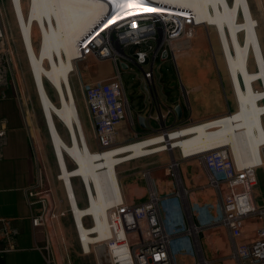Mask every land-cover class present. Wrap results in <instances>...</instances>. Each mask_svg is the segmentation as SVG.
I'll use <instances>...</instances> for the list:
<instances>
[{
  "label": "crops",
  "instance_id": "crops-1",
  "mask_svg": "<svg viewBox=\"0 0 264 264\" xmlns=\"http://www.w3.org/2000/svg\"><path fill=\"white\" fill-rule=\"evenodd\" d=\"M48 1L49 6L50 3L51 5H57V3L53 0L52 2L51 0ZM87 1L90 3L91 0ZM36 2L39 3L40 6H38ZM250 2L253 11L255 12L256 10L258 12V16L262 18L264 23V0H250ZM41 3V0H29L28 12L25 14L27 20H30L32 26H34L35 23L40 24L38 29L41 28L39 30L41 36V47L39 51H35V53L42 56V58L49 57L50 55L54 57L55 54L56 56L58 54L62 55L64 51V44L66 46H71L73 49L76 40L81 35L76 37L71 30L66 28L67 22H65V20L69 17L66 12V16L62 17L66 28V30L65 28L63 30L66 34V42L63 39V45H61L60 42L58 43L59 38L57 37L56 41L55 34L52 35V32L48 30V27L52 28V18L50 16V12L46 11L48 5L42 7L43 5ZM90 4L94 6L93 3ZM251 7L249 6L252 11ZM69 12L74 13V11ZM97 16L93 18V23ZM258 26L259 21L257 19H251L250 23H246V38L244 41H247V38L250 37V41L259 44V56H261L264 65V32H261L260 38ZM88 27H91V25ZM88 27H84L85 30L88 29ZM27 28L28 26H26V29ZM50 34L54 38H50ZM189 35L191 37L192 44L198 40L200 41V48L206 46L204 45L205 39L203 40V36H201L202 31H200L199 28L192 29L189 32ZM238 38L240 39L236 33L235 40L233 39V42H236V48L239 49ZM252 49L253 52L248 56L247 63L246 61L241 63L240 66L244 67L245 70L241 68V70L237 71V79L239 75L247 76V65L248 70L254 72L263 70L260 65H258L255 48L252 47ZM6 54L8 55V53ZM236 55L239 57L237 53ZM7 60L8 57L7 59L5 57L0 59L3 63V68H0V75H5L6 72L8 76L6 78L0 77V130L2 128L5 132L4 135L0 136V264H78L75 259L65 255L63 250L56 246V242L53 244V247L48 250L49 248L47 249L46 246L49 247L51 237L53 234H57V232H54V228H51L50 226L39 227L33 222V217L36 216L40 210L38 205L31 204V197L28 193L35 174L32 144L33 131L30 124L32 116H30L29 113L30 107L27 99L25 98L26 96H24L20 79L18 80L19 70L15 67L13 68ZM86 60V63L77 66L78 80L77 83L73 85V88L78 101L81 116L84 117L86 124L89 126L90 131H92L81 94L80 81L88 82L91 80H109L116 76L117 66L115 62L111 60L114 63V72H110L109 68L101 66L104 61L95 62L92 59ZM252 60L255 63L256 69H251ZM67 62V65L70 66L71 62L68 60ZM78 62H76V65ZM171 65V69H173L174 66L176 68L175 60H169L164 64V66L159 68V70H163L160 86L162 90V102L166 105V107L169 106L176 108L177 105L182 106L183 115L179 117L177 113V123L182 125H186L191 122L198 123L197 121L199 120L223 114L224 105L222 104V100H218V88L214 84L205 87L204 81H200V83H197L194 87H192L193 85L189 82V77H187L186 86L191 85L187 88L183 83L180 71L171 70ZM81 67L83 70H81ZM51 69V78H53V75L56 74L61 75L62 71L58 65L51 67ZM230 72L232 86L236 85L239 89L243 84L242 83L240 86L242 78L239 77V83L237 80L238 84H235L232 76V66ZM174 74L177 75V80H175L177 87H175L171 82ZM35 77L36 73L33 72L35 87L38 91L37 93L39 94V97H41L39 93L41 89L38 88ZM2 78L3 80H1ZM258 79L259 78L255 79L256 81L254 82L253 94L258 101L264 103L263 83H260V89L255 88ZM52 84L56 87V91L64 98L65 92L63 88H61L62 83L52 82ZM46 87L47 85L45 84V88ZM244 87L247 88V85ZM190 90H192L196 96L192 100L189 95ZM241 90L242 89H240V106L234 113L248 114L247 130L249 128V131H247V152L245 151L242 143H240L242 146L241 149L237 148L239 142L237 144L236 140L239 141L240 136L233 137L234 134L232 135V128L230 126L233 121L228 116L227 119L224 120L213 121L218 118L216 117L214 119H210L212 122L205 124L198 123L197 125L195 124V126L197 127V135L201 146L205 150L226 144L229 146L233 145L236 150H240L239 153L241 155H245V158L238 161V165L261 163L260 166L263 167L259 168L260 172H258V183L255 187L254 196L259 204H263L264 156L262 148L264 147V122H262V115H264V104L258 102L253 109L249 108L250 104L247 103V100L243 103L242 95L245 97V94H242ZM126 91L133 114H137L135 118L137 120L134 125H130L129 121H125L121 125L117 136V143L133 142L136 139V134H139L138 138L141 140L142 138L150 136L153 132V128L156 127V122H153L154 120L149 121L148 118L152 113L156 115V110L154 109L155 106L153 105V102L146 94V90L143 92L141 88L135 89L134 85L131 88V91H129V88L126 85ZM176 91L178 94L175 97L174 92ZM180 91L182 94H180ZM242 91L245 92L244 90ZM135 99L140 102L137 106H135L133 102ZM194 103L197 105L195 108ZM51 106L53 107V110L60 108L63 109V104H60V106L52 104ZM69 110L72 115L73 110L71 108H69ZM48 114L49 113L47 112L43 113L46 126L49 128L48 133L54 156L59 167L58 177H61L66 174V171L71 172L73 168H75H70L68 162H59V154L64 150L67 153V148L73 146L74 136L76 135L75 129L72 120L70 124L67 122L63 124L64 126H67L66 128L69 135V140H65L59 130V119L55 122L57 131H53L48 124ZM141 116L145 118L146 127H143L139 122V118ZM242 119L246 121L245 116L243 115L241 117V120ZM127 125H129L134 131L133 135L129 130H126ZM227 126H230L228 130L226 129ZM181 132L183 134L180 135L185 136L184 140H187L188 147L181 146L179 149L180 154L182 153L185 156L196 154V149L192 141L193 139L191 140V136L189 137L186 128ZM92 134L94 136L93 131ZM171 135L173 137V133H171ZM224 139L227 141H224ZM151 142L148 144H151ZM89 143L90 147L98 144V142L95 144L90 141ZM185 146H187L186 141ZM143 147L145 154L147 155L146 143L144 141ZM132 148L136 153L133 145ZM232 152L234 155L233 150ZM235 160L237 161L236 158ZM178 162V170H176L177 176L172 175L174 162H160L158 158H143L135 162H125L126 164H122L118 168L119 181L114 180L110 170L105 172V174L101 173L99 175H97L95 170H92L91 173L95 177L96 192L99 196L97 203L94 205V207H98L95 210L96 227L103 228L104 223L105 226H107V221L102 220L100 215H98V212L107 209H102L104 207L101 206L104 205L107 207L109 203H116L117 198L120 195L119 186H117L116 183L120 182L122 194L128 203L141 202L147 199L152 193L156 194L160 198V208L163 220L168 232L173 236L172 252L175 264H199L200 262V257L195 245V238L191 234L187 233V230L191 228V226H194L199 233L202 257L205 259L206 264H238L237 259L234 257L235 248L231 240L229 230L221 222V198L227 194V186L222 184L220 188H217L212 185L207 171L195 158L182 159ZM108 163L111 164L109 158ZM107 167L110 168L108 164ZM77 172L79 174H83L82 168H78ZM74 178L81 179V176H74ZM79 204H81L80 201ZM259 225V222L250 219L243 221V230L245 235L236 243L237 250L240 255L245 253L247 245L255 239V231ZM82 237L83 239L82 241L80 240V242H82L85 251L89 252V250H92V247L88 244V242L92 240V237L87 236L91 238L88 239L85 237V234ZM47 257L50 258L47 259ZM96 264H98V261Z\"/></svg>",
  "mask_w": 264,
  "mask_h": 264
},
{
  "label": "built area",
  "instance_id": "built-area-1",
  "mask_svg": "<svg viewBox=\"0 0 264 264\" xmlns=\"http://www.w3.org/2000/svg\"><path fill=\"white\" fill-rule=\"evenodd\" d=\"M139 6L131 12L138 11ZM107 11L105 21L112 15L111 20H117L114 14L118 10L111 8ZM104 20L99 21L79 40V56L75 59V62L86 59L95 62L112 60L117 66L116 76L109 80L80 81L88 119L99 148L104 150L114 147L121 125L125 121L134 125L137 120V114H133L129 103L125 74H129L132 80L137 79L144 83L146 94L155 106L156 115L152 113L148 117L149 121L156 122L151 135L165 137L173 130L198 124L177 123L175 107H166L162 102L160 81L163 70L159 68L167 61L175 60L177 50L191 46L189 32L192 29L206 25L197 22L190 11L181 10V14L124 18L95 38L104 27ZM1 38L4 41L0 32ZM7 57L10 60L8 55ZM4 134V129L1 128L0 136ZM138 136L139 134L135 135L134 141L140 140ZM189 158H195L203 165L212 185L220 188L225 184L228 188L227 194L221 198V222L229 230L235 248L234 257L238 264H264V203L259 204L254 196L258 169L263 166L240 167L230 155L218 150L184 156L181 159ZM173 168L172 175L177 176L175 165ZM28 193L31 204L38 205L40 210L33 217L36 226L45 227L49 219L65 215V212L60 213L49 206V201L55 194L51 188L45 187V184H39L35 189L30 188ZM66 196L68 200V193ZM54 201L57 204L64 202L63 199L55 198ZM106 218L109 232L104 238L98 231L89 229L95 224L91 215L84 216L81 225L75 223L78 237L81 236L82 229L87 235L96 238L95 242L90 243L92 250L89 252L85 251L80 242L84 254L95 253V246L106 244L112 264H175L172 252L173 236L167 230L160 208V198L156 194L152 193L141 202L128 203L121 190L116 203L107 209ZM247 219L259 222L260 225L256 228L255 239L247 245L245 253L240 255L236 243L245 235L243 221ZM187 233L195 238L198 255H202L199 252L200 242L196 228L191 226ZM199 264H206L203 257L200 258Z\"/></svg>",
  "mask_w": 264,
  "mask_h": 264
},
{
  "label": "rangeland",
  "instance_id": "rangeland-1",
  "mask_svg": "<svg viewBox=\"0 0 264 264\" xmlns=\"http://www.w3.org/2000/svg\"><path fill=\"white\" fill-rule=\"evenodd\" d=\"M166 1L174 3V4H178L183 7L190 8L192 13L195 15L196 20H198L199 22H204L207 25V26H202L199 28V30L202 31L201 36H203V40L205 39L204 45L206 46L203 48H200L199 47L200 41L197 40L195 43L193 42V44H191V46H189L188 48H183L179 51L177 50L175 52L176 68L174 66L173 69H171L172 65L170 67L171 70L180 71V74H181V77H182V80L185 86L187 85V77H189V82L192 83L193 85L192 87H194L197 83H200V81H204L205 87L211 84H214L218 88V91H217L218 100L219 99L222 100L223 103L222 102L221 103L224 105V108H223L224 112H222L223 114L218 115V116H212L210 118L199 120L197 122L199 124L200 122L202 124H205L208 122H212L210 119H214L220 116L219 118L213 120V121H219V120L227 119V116H228L233 121L232 124L230 125L232 128V135L234 134L233 137L240 136L239 141H238L239 144L237 148L241 149L242 146L240 145V143H242L243 147L245 148V151L247 152V138H248L247 131H249V128L247 130V115L248 114L247 113H243V114L234 113V112H236L240 106V89L245 91L243 92L241 90V93L245 94V97H243L242 95V98H243L242 100H243V103L245 102V100H247V103L250 104L249 108L253 109L254 106L257 105L258 102L264 104L263 102L258 101L255 95L253 94L254 82L256 81L255 79L259 78L257 80V85L255 87L256 89L261 88V85H260L261 82L264 85V65H263L261 56H259L260 46L259 44L254 43L253 41H250V37L247 38V41H244L246 38V31H245L246 29L245 20H247L246 16L248 15L250 17L249 19H257L259 21L258 32H259L260 38H261V32H264V23L262 21V18L258 16V12L256 10L255 12L254 11L252 12L250 10L249 3L247 2V0H246V3H248V7L243 6V4L239 2V0H224L223 1L225 4H227V9L229 12L228 15H230V17L228 16V18L230 20L226 17L220 18L219 13H221L223 10L222 9L223 2L221 0H204V12H201V11L195 12L193 9L195 5H193L191 2L189 5H186V3L179 2L176 0H166ZM214 2L216 3V5ZM23 3H24V11L27 14L29 0H23ZM90 3H95V2L91 0ZM55 13H56L55 14V17H56L58 12L55 10ZM65 13L61 12L63 16H66ZM50 16L53 19L51 21L52 28L48 27L49 28L48 30L52 32V35L55 34L56 41L58 37L59 38L58 43L60 42V44L63 45L62 44L63 39L66 42V34L62 29L63 27H62V22L60 21V17H58L57 19H54V16L52 15V13L50 14ZM61 20L63 21L62 18ZM248 23L250 22H247V24ZM39 30L40 29H38V26L35 24V28H34V45L35 46L34 48H35V51L37 52L39 51L41 47L40 46L41 36H40ZM0 32L2 34V37L4 38V41H2V38L0 39V59H2L3 57L7 59L6 57L7 55L5 54V52L8 53L11 66L19 70L18 80L20 79V83L23 88L24 96H26L25 98L27 99L29 107H30L29 113H30V116H32L31 118L32 120L30 121V124L32 126V131H33L32 132V136H33L32 144H33L35 174H34L33 182L31 184V188L35 189L39 184H45V187H49L54 191L55 200H58V199L64 200V202H59L58 204L57 202L54 201V198L49 201L50 202L49 206H52L53 209L59 211L60 213L65 212L64 216H59L58 218L53 219V220L49 219V222L47 223V226L54 228L55 230L54 232H57V234L55 235L53 234V236L51 237L49 241V249H51L53 247V244H55L56 242V246L62 249L65 255H68L70 256V258L75 259V261L78 264H96L97 259H96L95 253L84 254L82 252L81 243H80L78 232L75 226L74 217L71 211H69L70 205H69L68 200L66 199L67 198L66 190H65L63 181L58 179L59 167H58V164L54 156L50 136L48 133L49 128L48 126H46L44 115H43V113H46L47 110H49L47 109V107L53 108L51 106L52 104L53 105L56 104L59 106L61 104V100L58 95V92L56 91V87L52 84V82L57 83L56 79L57 80L60 79L61 81L59 80V83H62L61 88H63L64 90V87H63L64 76L63 75H64V72L69 67L67 65L68 62L66 58H64L60 54H58L57 56L55 54L54 57L50 55L49 57L42 58V56H39L37 55V53H35L34 61L37 62L39 65H36L34 67L35 69L31 71V67L29 64L28 56H27L28 54L25 51L26 46L25 44H23V41H22L20 26L17 22V17L15 15L11 0H0ZM236 33L240 37V39L238 38L239 49L236 48V42H233V39L235 40ZM46 42H49V41H46ZM252 47H254L256 50L255 55L258 58V61H257L258 65H260V67L263 70L254 72V71L248 70V65H247V76L239 75L237 79L236 73L238 70H241V68L244 69V67L240 65L242 62L244 63L245 61L247 63L248 56L253 52ZM236 53L239 55V57L236 55ZM7 61L9 62V59ZM86 61L87 60L78 62L76 67L79 66L80 64L86 63ZM57 65L60 67V70L62 71L61 75L56 74L57 76L53 75V78H51V70H52L51 67H55ZM113 65L114 63L111 60H107V61L102 62L101 66L105 68H109L110 72H114ZM231 66L233 68L232 76L234 78L233 80L234 83L238 84L239 77L242 78L240 86L242 83L243 84H242V87L239 86L240 87L239 89L236 85L232 86L231 84L232 82V80L230 79L231 78L230 76ZM0 68H3V63L1 61H0ZM251 69H256V66L253 60L251 61ZM81 70H83L82 67H81ZM33 72L36 73L35 80L38 85V88L41 89V91H39L41 97H39V94L37 93L38 91L36 90V87H35V83L33 79ZM71 76H72L71 77L72 85H74L75 83H77V80H78L77 71H74ZM2 77L3 78L8 77L7 73L5 72V75L2 74ZM3 78L1 80H3ZM124 78L126 81V85L129 88V91H131V88L135 85V89L141 88V90L145 92L146 89H145L143 82H139L137 79L135 80L130 79L129 74H125ZM175 80H177L176 74L173 75L171 82L172 84H174L175 87H177ZM237 80H238V83H237ZM45 84L47 85L46 88H45ZM245 85H247V88L244 87ZM190 86H186V87L188 88ZM189 93H190L189 95L191 97V100L196 97L195 93L192 90H190ZM177 94H178L177 91L174 92L175 97L177 96ZM180 94H182L181 91H180ZM133 102L135 106L140 104L139 100H136V99L133 100ZM219 105H216V106H219ZM196 106H197L196 103H194V108ZM242 115L245 116L246 121L244 119H242L243 121L241 120ZM263 116L264 115H262V122H264ZM82 119H83V124L86 129V133H87L89 141L91 143L96 144L97 141L95 140L92 134V131H90L89 126L86 124L83 116H82ZM58 124H59V130L62 136L64 137L65 140L68 141L69 135H68V131L66 128L67 126L66 125L64 126L63 125L64 123L60 120ZM230 126H227L226 129L228 130ZM185 128L190 137L192 134L191 128L190 127H185ZM185 128L172 132L173 137L171 136V140L174 144V150L172 151H162V150H165L162 148L165 144H156L158 142L156 138H159V137L150 135L145 138H142L143 141L146 143L147 155L153 154L158 151H162V152H159L153 155L144 156V157L135 159L134 161L131 160L129 162H135L143 158H158L160 162H170V161L174 162L175 160L181 161L182 160L181 155L183 156L184 154L181 153L180 155L179 149L181 146L188 147L187 140H184L185 136L180 135V134H183L181 131H183ZM126 130H129L132 133V135L134 134V131L131 129L129 125H127ZM190 138L192 140V136ZM185 141H186L187 146H185ZM224 141H227V140L224 139ZM149 142H151V144H148ZM118 143L115 146H119V145L126 144L129 142H122L119 144ZM221 146H227L231 149V152L232 150L234 151V156L237 159V161L235 160L236 164L238 163V161H241V159L245 158V155H241L239 153L240 150H236L233 145H231L232 147L229 146L228 144L221 145ZM91 147H92L91 149L94 151L101 150L99 148V144L92 145ZM68 164L70 168L75 167L74 162L71 160L68 161ZM120 166H118V168ZM238 166L245 167L247 165H238ZM258 172H260V169H258ZM73 184L75 187L77 197L81 203L80 205L86 206L87 198H86L85 189H84L82 180L80 178H73ZM116 184L117 186H119V192H121L120 182ZM197 236H199V233L197 234ZM172 247H173V244H172ZM199 252L202 253L201 246H200ZM199 257L202 258V255L200 254Z\"/></svg>",
  "mask_w": 264,
  "mask_h": 264
},
{
  "label": "bare ground",
  "instance_id": "bare-ground-1",
  "mask_svg": "<svg viewBox=\"0 0 264 264\" xmlns=\"http://www.w3.org/2000/svg\"><path fill=\"white\" fill-rule=\"evenodd\" d=\"M53 1L57 3V5H54L52 3L53 5H50L49 7L48 0L47 1L41 0L42 2L41 4L43 5L42 7H45L48 5L46 11H49L50 14L52 13V15L54 16V19H57L58 17H60L63 30L65 28V24H64V20L63 21L61 20V18L64 17L63 14H61V12L63 13L67 12V15L69 17L66 19L67 21L65 20V22H67L66 28L71 30L76 35V37L81 35L75 42V45L73 48L74 50L71 48V46H68V45L66 46L64 44V47H63L64 51H63V54L61 55L64 58H66V60L71 62L70 66L64 72V75H63L64 76L63 87H64V92H65V97L63 98L61 94H59L58 92V95H60L61 97L60 100L62 99L61 105L63 104V109L60 108V109L53 110L51 107L49 108L47 107V109H49L47 111V113H49L48 114V124L53 131H57L56 130L57 126L55 123L57 119L62 120L64 124L65 122L70 124L72 120L74 129H75V134H76L74 136L73 146H71L70 148H67L68 149L67 153L64 150L59 154L60 155L59 162L66 163L68 162V160H71L74 162L75 168H73L71 172L66 171V174L61 177H58V179L63 181L66 193H68V202H69L75 223H77L78 225H81L84 222V216L88 214L91 215L95 224L89 229L90 230L94 229L98 231L100 233V236L104 238L108 235L109 230H108V226H105V223L103 224V228L96 227V222H95L96 211L95 210L98 207H94V205L95 203H97V199L99 196L96 192L95 177L91 173L92 170H95L97 175L101 173L105 174V172L110 170L114 180L119 181L118 166L124 164L125 162H129L131 160H135V159L148 156V155H153V154H156L162 151L174 150V144L171 140V136H172L171 133L179 129L171 131L170 134L165 137L162 135L155 136V137H159V138H156L158 140L156 144H165L162 147L165 150L158 151L153 154H148V155L145 154L144 147H143V139L129 142L126 144H122L119 146H115L109 149H104V150H99V151L92 150L90 147V143H89L86 131H85L83 119H82L79 105H78V101L75 96L74 88H73L72 81H71L72 73L74 71H77L75 59L79 56L78 42L99 21L101 20L103 21L106 18L105 16H107L106 15V13L108 12L107 10L113 7L116 10H118L117 13L114 14L116 15L117 20L115 19L111 20L113 15L110 16L109 19L105 21L106 23L103 25L104 27L102 28V30L98 33V35L95 38L100 36V34H102L104 31L118 24V22H120L121 20H124V18H130L133 16H139V15L181 14V10H187V11H190L191 13L192 11L188 7H183L178 4L168 2L166 0H92L93 2H95L93 3L94 6H92V4H90L89 1L87 0H53ZM176 1L184 2L186 3V5H189L191 2L193 5H195L193 8L195 12H199V11L204 12V0H176ZM221 1L223 2L224 0H221ZM11 2H12L15 15L17 17V22L20 26L22 41L26 46L25 49H26V53L28 54L27 56H28L30 67H31V71H33L35 69L34 67L36 65H39L37 62L34 61V56H35L34 28H35V25L32 26L30 20H27L25 16L26 13L24 11L23 0H11ZM239 2H241L243 6H248L246 5L247 4L246 0H239ZM247 2L249 3V6L251 7L250 0H247ZM140 3L142 4V6H139ZM37 5L40 6L39 3H37ZM138 6H139L138 11L131 12V10L137 8ZM222 7H223L222 8L223 10L221 13H219L220 18L221 17L228 18V16L230 17V15H228L229 12L227 9V4L223 2ZM55 10L58 12L56 17H55V14H56ZM69 11H74V13H70ZM252 12H253V9H252ZM95 16L97 17L93 23V18ZM193 16L195 17L194 14ZM249 18L250 17L247 15L246 16L247 20H245L246 23L247 21L250 22L251 19ZM196 21L199 22L198 20ZM200 23L205 24L204 22H200ZM35 24L38 27H40V24L38 23H35ZM89 25H91V27H88ZM26 26H28L27 29H26ZM84 27L86 28L88 27V29L85 30ZM50 38H54V37L50 34ZM59 80L56 79V82L59 83ZM69 108L73 110L72 115H71ZM190 128L192 131L191 136L193 139L192 140L193 144L196 149V154L198 153L204 154L211 150H218V151L223 152L224 154L230 155L235 161V158H234L233 153L231 152V149L227 146H219L216 148L205 150L201 146L199 137L197 135V127L195 126V124L191 125ZM236 143L238 144L237 140H236ZM132 145L134 146L137 154L134 152ZM182 157H184V155ZM108 158L111 161V164L108 163ZM174 163H175L174 165H175L176 170H178L177 168L178 161L175 160ZM107 164L108 166H110V168L107 167ZM248 165H253V166L261 165V163L248 164ZM78 168H82L83 174H79L77 172ZM74 176H81L83 186L85 189L86 198L88 201V205L86 206H81L79 204L78 197L76 195L75 187L73 184ZM111 205L113 204L109 203L107 207H105L104 205L101 207H104L102 209H105V208L108 209ZM107 209L104 211L98 212V215H100L101 219L104 221L105 220L107 221V218H106ZM84 234L86 238L91 239L87 237L90 235H87L85 231L81 229V237H80L81 241L83 239L82 236ZM91 237H92V240L88 242L89 245L90 243L96 241L95 240L96 238L94 236H91Z\"/></svg>",
  "mask_w": 264,
  "mask_h": 264
},
{
  "label": "water",
  "instance_id": "water-1",
  "mask_svg": "<svg viewBox=\"0 0 264 264\" xmlns=\"http://www.w3.org/2000/svg\"><path fill=\"white\" fill-rule=\"evenodd\" d=\"M175 109L178 113V116L181 117L183 115L182 106L177 105ZM139 122L143 127H146L145 118L143 116H141L139 118ZM262 153L264 156V147L262 149ZM95 256H96V259L98 261V264H112L110 252H109L108 246L106 244H99V245L95 246Z\"/></svg>",
  "mask_w": 264,
  "mask_h": 264
},
{
  "label": "clouds",
  "instance_id": "clouds-1",
  "mask_svg": "<svg viewBox=\"0 0 264 264\" xmlns=\"http://www.w3.org/2000/svg\"><path fill=\"white\" fill-rule=\"evenodd\" d=\"M114 8V7H113ZM115 9V8H114Z\"/></svg>",
  "mask_w": 264,
  "mask_h": 264
}]
</instances>
